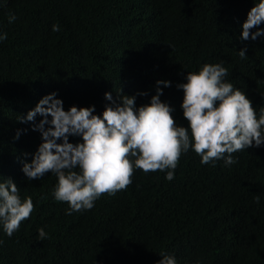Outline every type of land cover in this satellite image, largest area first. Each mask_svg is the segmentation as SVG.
<instances>
[{"label": "trees", "instance_id": "1", "mask_svg": "<svg viewBox=\"0 0 264 264\" xmlns=\"http://www.w3.org/2000/svg\"><path fill=\"white\" fill-rule=\"evenodd\" d=\"M255 3L0 0V33L7 34L0 41V182L10 178L21 200L30 197L34 205L11 237L0 222V264H159L161 253L177 264H264V144L233 153L231 165L202 164L189 148L171 181L170 169H135L126 189L100 196L90 210L72 211L54 198V173L29 179L22 171L42 143L35 127L42 117L17 119L50 93L65 110L94 106L102 115L122 95L135 96L139 107L151 102L157 81H169L159 85L160 100L187 127L178 85L205 63L228 70L225 82L245 92L259 118L264 82L256 69H264V35L241 38ZM174 64L183 76L175 77Z\"/></svg>", "mask_w": 264, "mask_h": 264}, {"label": "clouds", "instance_id": "2", "mask_svg": "<svg viewBox=\"0 0 264 264\" xmlns=\"http://www.w3.org/2000/svg\"><path fill=\"white\" fill-rule=\"evenodd\" d=\"M14 19L10 17L9 22ZM262 23L264 0H258L247 13L241 38L256 40L264 35V29L259 28ZM253 28L255 32L250 31ZM53 31H59V26L53 25ZM6 38V33H0V41ZM239 55L244 58L246 48ZM174 70L175 77L183 76L175 64ZM256 70L264 82V69ZM227 75L225 67L209 63L198 72H187L186 82L178 85L184 93L181 107L187 127L179 126L172 107L160 100L163 90L159 85L170 86L169 81H157L150 103L137 107L135 96L122 95L121 102L106 106L102 115L94 114V106L73 105L65 110L63 101L50 93L26 117L17 118L23 122L34 121L37 114L42 117L35 125L42 143L31 162H24L22 171L29 179L54 173L58 177L54 198L67 202L72 211H82L92 209L100 196L126 189L135 169L145 173L170 169L166 179L171 181L181 154L189 148L201 157L202 164L224 159L231 165L236 162L233 153L253 143L257 147L264 144V108L257 118L245 92L225 82ZM248 84L252 85L249 78ZM105 96L112 101L111 93ZM69 136H80L82 142L74 144ZM33 210L31 198L22 201L19 187L10 178L0 182V222L7 236L11 237ZM38 235L42 241L47 233L41 228ZM160 255L159 264H177L173 256Z\"/></svg>", "mask_w": 264, "mask_h": 264}]
</instances>
